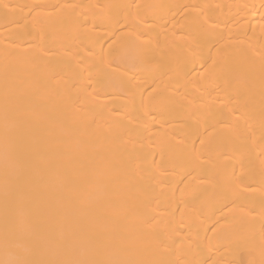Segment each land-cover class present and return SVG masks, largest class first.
<instances>
[{
	"label": "bare ground",
	"instance_id": "bare-ground-1",
	"mask_svg": "<svg viewBox=\"0 0 264 264\" xmlns=\"http://www.w3.org/2000/svg\"><path fill=\"white\" fill-rule=\"evenodd\" d=\"M0 264H264V0H0Z\"/></svg>",
	"mask_w": 264,
	"mask_h": 264
}]
</instances>
